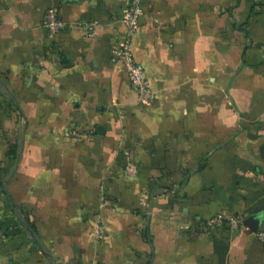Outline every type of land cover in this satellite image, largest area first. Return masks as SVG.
I'll use <instances>...</instances> for the list:
<instances>
[{"label":"crops","instance_id":"1","mask_svg":"<svg viewBox=\"0 0 264 264\" xmlns=\"http://www.w3.org/2000/svg\"><path fill=\"white\" fill-rule=\"evenodd\" d=\"M125 1L0 0V264H264V0H144L147 103Z\"/></svg>","mask_w":264,"mask_h":264},{"label":"built area","instance_id":"2","mask_svg":"<svg viewBox=\"0 0 264 264\" xmlns=\"http://www.w3.org/2000/svg\"><path fill=\"white\" fill-rule=\"evenodd\" d=\"M144 0H126L123 6L122 21L127 28V34L124 40L114 49L112 60L120 63L126 70L129 77L131 87L136 92L140 103H147L154 99L156 93L149 86L145 75L144 67L138 63L132 52V38L139 28L140 19L144 15ZM67 23L60 18L56 8H50L46 14L45 27L51 34H56L65 29ZM84 28L88 35L96 34L93 25L84 24ZM129 174H137V168L134 164L129 163L126 167ZM104 199V198H103ZM209 225L227 224L232 230L248 227L245 224V218L240 215L227 216L225 214H217L208 220ZM108 231L101 217H98L94 230L96 241L100 242L107 237ZM258 236L264 240V232H259Z\"/></svg>","mask_w":264,"mask_h":264},{"label":"water","instance_id":"3","mask_svg":"<svg viewBox=\"0 0 264 264\" xmlns=\"http://www.w3.org/2000/svg\"><path fill=\"white\" fill-rule=\"evenodd\" d=\"M258 222H259L258 218L255 217V216H253V215L250 216V217H248V218L245 220V224H246L247 226H249L250 228H252L254 231H258V229H259Z\"/></svg>","mask_w":264,"mask_h":264}]
</instances>
